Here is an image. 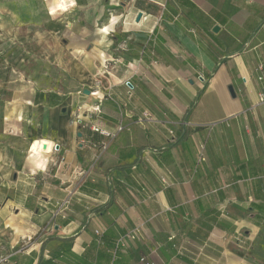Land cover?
Returning a JSON list of instances; mask_svg holds the SVG:
<instances>
[{"label": "crops", "instance_id": "0c3cea01", "mask_svg": "<svg viewBox=\"0 0 264 264\" xmlns=\"http://www.w3.org/2000/svg\"><path fill=\"white\" fill-rule=\"evenodd\" d=\"M62 5L65 88L0 70V264H264V0Z\"/></svg>", "mask_w": 264, "mask_h": 264}, {"label": "rangeland", "instance_id": "374dc122", "mask_svg": "<svg viewBox=\"0 0 264 264\" xmlns=\"http://www.w3.org/2000/svg\"><path fill=\"white\" fill-rule=\"evenodd\" d=\"M59 0H0V70L42 88L63 90L67 71L59 67L68 17ZM54 50V52H52Z\"/></svg>", "mask_w": 264, "mask_h": 264}, {"label": "built area", "instance_id": "2783aa9c", "mask_svg": "<svg viewBox=\"0 0 264 264\" xmlns=\"http://www.w3.org/2000/svg\"><path fill=\"white\" fill-rule=\"evenodd\" d=\"M258 78L260 79L261 76H259ZM257 102H258L259 104H264V91L259 92V93L257 94ZM95 130H97V128H95ZM68 202H69V198H65V199L62 201L61 205L59 206V209L64 208V206L67 205ZM101 231H102L101 229L97 228V229L95 230V234L100 235V234H101ZM125 237L131 239V238L134 237V235L131 234V233H129V234L125 235Z\"/></svg>", "mask_w": 264, "mask_h": 264}, {"label": "bare ground", "instance_id": "6f19581e", "mask_svg": "<svg viewBox=\"0 0 264 264\" xmlns=\"http://www.w3.org/2000/svg\"><path fill=\"white\" fill-rule=\"evenodd\" d=\"M59 1H60V3H61V4H58L59 8L64 9V6L62 5V2H64L65 0H64V1H63V0H59ZM61 1H62V2H61Z\"/></svg>", "mask_w": 264, "mask_h": 264}, {"label": "water", "instance_id": "95a60500", "mask_svg": "<svg viewBox=\"0 0 264 264\" xmlns=\"http://www.w3.org/2000/svg\"><path fill=\"white\" fill-rule=\"evenodd\" d=\"M139 16V15H138ZM84 92H88L87 90H85Z\"/></svg>", "mask_w": 264, "mask_h": 264}]
</instances>
